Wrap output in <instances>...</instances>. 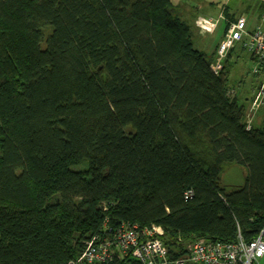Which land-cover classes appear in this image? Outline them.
Listing matches in <instances>:
<instances>
[{"label":"trees","instance_id":"obj_1","mask_svg":"<svg viewBox=\"0 0 264 264\" xmlns=\"http://www.w3.org/2000/svg\"><path fill=\"white\" fill-rule=\"evenodd\" d=\"M242 50L214 73L172 0H0V264H64L106 219L160 226L174 256L256 237L264 116L246 129ZM230 163L243 184L220 183Z\"/></svg>","mask_w":264,"mask_h":264},{"label":"built area","instance_id":"obj_2","mask_svg":"<svg viewBox=\"0 0 264 264\" xmlns=\"http://www.w3.org/2000/svg\"><path fill=\"white\" fill-rule=\"evenodd\" d=\"M264 19V11L261 15ZM202 32L208 27H201ZM240 43L254 58L252 70L264 64V30L258 25L252 31L246 29V17L238 16L227 22L225 34L218 43L211 69L218 73L229 49ZM230 90L229 93H232ZM264 106V73L250 99L246 115L249 129L254 113ZM192 190L184 198L192 196ZM107 220V219H106ZM104 221L100 231L91 234L79 254L64 264H259L264 256V228L249 241L240 234L236 241H195L186 245V253L174 256L161 239L162 229L156 224L139 225L121 222L110 226Z\"/></svg>","mask_w":264,"mask_h":264},{"label":"crops","instance_id":"obj_3","mask_svg":"<svg viewBox=\"0 0 264 264\" xmlns=\"http://www.w3.org/2000/svg\"><path fill=\"white\" fill-rule=\"evenodd\" d=\"M229 1L230 0H224V3H223L222 0H172V8H173L174 13L178 15L181 19L183 16H185L184 14L189 11V7L191 9L193 8L197 9V10H194L195 12L194 15H196L195 17H197L196 32L198 35L200 33L199 31L201 27H208L209 33L210 32L214 33L217 29H219L220 33L217 36L216 40L210 45H203V48L208 50L207 51L208 54H215L216 47L218 43L220 42L221 38L223 37L228 21L235 20L238 16H241V15L245 16L246 17V29L250 32L258 26L256 24L258 23L259 17H261V13H262V11L259 13V9L260 7H264V0H260V2L259 1L257 2L256 8H254L255 9L254 12H250L252 11V9L249 3L248 5L245 4L243 8H241L242 6L241 5L238 9H236L235 12H232L233 10L228 8ZM250 16H256V18L258 19L257 20L253 19L254 20L253 21L250 19ZM261 20H264V19L261 18ZM254 22L256 26L252 25V23L254 24ZM186 23L188 24L187 21ZM252 26L253 28L251 30ZM248 55H249L248 58H246L247 60L246 64L248 63V66L247 65L246 66L249 69L250 68L252 69L253 64H254V58L250 53ZM239 57H241L240 54H239ZM237 63H238V59H237ZM236 68L237 66H235L234 69H232L230 77H232L233 70H237ZM240 71H242V69ZM260 78H261V75L257 74V76H255V83L253 82V84L251 85H248L251 81L247 82L245 78L240 77L238 74H236L234 79H235V82L236 81L238 82L236 83L237 84L236 87L238 88V90H241V92H244L245 87H246L249 90V93L246 94L247 98H251L256 90V87L258 85V82L260 81Z\"/></svg>","mask_w":264,"mask_h":264},{"label":"rangeland","instance_id":"obj_4","mask_svg":"<svg viewBox=\"0 0 264 264\" xmlns=\"http://www.w3.org/2000/svg\"><path fill=\"white\" fill-rule=\"evenodd\" d=\"M222 1L224 3V0H222ZM258 1L260 2V0H230L229 4H228V8L232 9L233 10L232 12H235L236 9H238L241 5H242L241 8H243L245 4L248 5V3H249V5H251V9H252V11H250V12H254V10H255L254 8H256ZM194 5H196V4H194ZM194 10H197V9L196 8L191 9L189 7V11L184 14L185 16H183L182 19L186 20L190 26L191 37H192V40L194 43V47L207 52L208 50L204 49L203 45H210L211 43H213L216 40V38L220 32H219V29H217L214 33H211V32L209 33V30L202 32V28H200V31H199L200 33L198 35L196 32L197 17H195L196 15H194V13H195ZM261 11L263 13L264 7H260L259 13ZM262 13H261V15H262ZM250 19L251 20H253V19L257 20L258 18H256V16H250ZM252 25L254 26L255 22H254V24L252 23ZM256 25H260L261 29L264 30V20H261V17H259V21ZM253 26L251 27V30H252ZM200 36H202V37H200ZM198 40H200L201 42ZM248 54L249 53L246 49L241 51V53H240L241 57L238 58V63H236V65H235V66H237V68H236L237 70H233V73H232L231 83H233V79L235 78L236 74H238L240 77L245 78L247 80V82L251 81L248 85L253 84L254 78L252 75H250V73H248V71L251 68L249 69L247 67L248 63L246 64V61H247L246 58H248V56H249ZM241 69H242V71H240ZM239 91H241V90H239ZM263 116H264V106H262L260 109L257 110L255 117H254V123L256 125H259L261 123ZM85 166H86L85 164H80L78 166H73L72 169H80V168L85 167ZM245 175H246V168L244 166L239 165L237 163H230V164H227L223 168V170L221 171L220 183L224 186L241 185L245 181ZM259 263L264 264V257H262L259 260Z\"/></svg>","mask_w":264,"mask_h":264}]
</instances>
